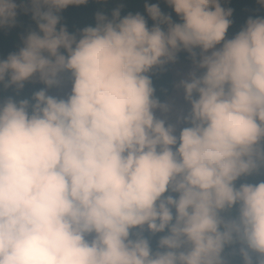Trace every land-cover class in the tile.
I'll return each instance as SVG.
<instances>
[{
    "label": "clouds",
    "instance_id": "obj_1",
    "mask_svg": "<svg viewBox=\"0 0 264 264\" xmlns=\"http://www.w3.org/2000/svg\"><path fill=\"white\" fill-rule=\"evenodd\" d=\"M88 3L0 0V30L37 25L0 85H45L0 103V264H229L237 245L264 264V180L241 182L264 174V16L228 38L222 0H163L179 22L145 0L151 27L121 5L70 33L61 13ZM181 52L190 109L170 123L151 74Z\"/></svg>",
    "mask_w": 264,
    "mask_h": 264
},
{
    "label": "trees",
    "instance_id": "obj_2",
    "mask_svg": "<svg viewBox=\"0 0 264 264\" xmlns=\"http://www.w3.org/2000/svg\"><path fill=\"white\" fill-rule=\"evenodd\" d=\"M19 2V0H18ZM152 3H159L165 14H170L175 22H179V18L174 11L163 3V0H151ZM145 0H107L106 3H97V0H89L87 5L69 6L61 13V24L67 27L70 33H75L89 25L95 24V17L98 12L103 11L106 14H111V11L119 6H123L122 16L129 12L141 13L145 15L148 20L149 27L153 25V21L147 16L144 7ZM222 6L231 8L233 15L231 17L233 23L229 29L228 38H232L245 25L247 20L255 17L264 16V6H261L257 0H222ZM29 30H37V25L32 19L31 14L25 15L23 12L18 13L17 25L12 29L0 30V59H6L10 53L16 52L23 46L22 37L27 34ZM192 62L190 56L186 52H181L178 55L177 61L174 64H168L164 69H154L151 74L153 85L156 89V95L162 102L166 101L172 94L174 89V79L172 70L178 62ZM67 78L70 74H66ZM45 86L37 82H28L24 89L17 93L14 88L5 89L0 85V99H8L9 97L17 100L28 98L30 99L35 91L44 88ZM264 180V174L254 175L248 177L241 182L256 183ZM145 235L151 239L152 247L155 250L157 247L160 235L151 236L145 232ZM239 246L230 247L225 251V258L229 264H243L242 258L238 252Z\"/></svg>",
    "mask_w": 264,
    "mask_h": 264
},
{
    "label": "rangeland",
    "instance_id": "obj_3",
    "mask_svg": "<svg viewBox=\"0 0 264 264\" xmlns=\"http://www.w3.org/2000/svg\"><path fill=\"white\" fill-rule=\"evenodd\" d=\"M192 68H193L192 62L188 63L184 61L176 63L173 67L172 74L174 79V89L171 96L166 101H164L167 103H171L173 105V111L170 114H168L167 117L170 123H175L178 115L181 112L186 114L187 111L190 109V105H188V103L184 99L183 89L177 88V85L182 79L187 77V75L191 72ZM62 81L63 82L59 87H53L52 89H49L50 95L66 97V95L70 93L71 91L70 77L67 78L65 74L62 76ZM35 82L40 83L39 81H35ZM5 100L7 99H0V103H3ZM157 115H161V114L157 113Z\"/></svg>",
    "mask_w": 264,
    "mask_h": 264
}]
</instances>
